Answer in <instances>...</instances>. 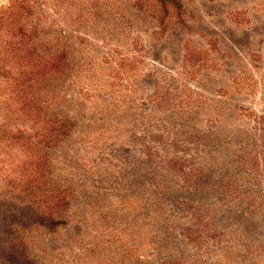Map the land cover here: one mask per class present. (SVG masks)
<instances>
[{"label": "rangeland", "instance_id": "1", "mask_svg": "<svg viewBox=\"0 0 264 264\" xmlns=\"http://www.w3.org/2000/svg\"><path fill=\"white\" fill-rule=\"evenodd\" d=\"M180 1H31L64 62L43 106L0 0V264H264V19L203 42Z\"/></svg>", "mask_w": 264, "mask_h": 264}, {"label": "trees", "instance_id": "2", "mask_svg": "<svg viewBox=\"0 0 264 264\" xmlns=\"http://www.w3.org/2000/svg\"><path fill=\"white\" fill-rule=\"evenodd\" d=\"M31 1L33 0H11L10 5L5 9L7 13L6 19H10L12 16L16 18L10 19L9 28L11 30L17 28L15 22H19L21 18H24L21 15L23 12L27 14L25 18L30 15L31 9L33 8ZM170 1L175 8L180 6L178 3L180 0H176V5L174 2L175 0ZM27 25L29 26V24ZM14 33L18 37H13L15 41L7 44V46L10 47L8 48L10 53L15 50V54L12 55L11 58L13 64L16 66V73L18 75L14 78L13 88L17 90V88L22 85V80L24 81L23 78L30 76L33 78V83L36 86L35 102L38 105L45 106L50 100L49 91H51V82L64 72L63 55L58 56L57 50L55 49L57 45L52 46L46 39L40 37V35L34 31V27H32V31L28 32L27 29H20L18 27ZM4 64L7 63L4 62ZM4 64L1 66V74L11 73L12 70H6L7 67ZM36 124L37 128L32 137L43 140L47 148H51L57 144L60 138L67 134L66 124H59L58 121L46 120L40 113H37ZM24 132L18 131L13 133L10 140H13L16 144H25L28 138H25ZM2 137L4 136L2 135ZM26 152H29L28 147ZM52 224H55V221L49 220V225Z\"/></svg>", "mask_w": 264, "mask_h": 264}, {"label": "crops", "instance_id": "3", "mask_svg": "<svg viewBox=\"0 0 264 264\" xmlns=\"http://www.w3.org/2000/svg\"><path fill=\"white\" fill-rule=\"evenodd\" d=\"M263 3L264 0H181L186 13L197 20L189 23L193 39L198 38L203 42H208L211 38H218L221 42V37H226L229 28L236 35L246 34L249 41L253 40L257 33L256 28L264 19L261 10ZM238 12L245 13L246 17L237 20ZM221 21L226 24L225 27ZM228 42L232 44L231 41Z\"/></svg>", "mask_w": 264, "mask_h": 264}]
</instances>
